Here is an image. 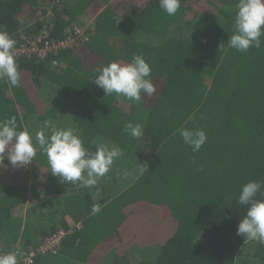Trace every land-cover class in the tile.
Segmentation results:
<instances>
[{
  "label": "trees",
  "instance_id": "trees-1",
  "mask_svg": "<svg viewBox=\"0 0 264 264\" xmlns=\"http://www.w3.org/2000/svg\"><path fill=\"white\" fill-rule=\"evenodd\" d=\"M237 3L181 0L169 16L159 0H0V31L15 47L44 25L55 40L76 25L89 36L75 51L54 58L15 57L20 86L0 80V121L15 116L34 144L43 130L38 124L49 120L46 135L51 126L73 128L90 151L101 144L123 151L97 189L58 182L56 194L74 187L80 193L62 211L57 199L42 196L51 173L38 145L26 168L15 169L5 159L0 244L26 250L59 228L69 229L63 217L72 214L78 228L71 226L55 256L33 264H102L107 258L112 264H249L240 262L250 241L236 235L246 213L238 197L246 183L264 184V36L259 49L243 54L228 47ZM133 54L149 63L156 86L151 97L142 93L137 101L144 131L139 139L124 131L134 119L132 106L105 96L92 82L96 69L130 62ZM45 87L54 90L58 105H47ZM181 127L206 132L198 152L183 142ZM134 159L139 168L131 177L125 164ZM94 203L101 207L97 215H91ZM135 246H154L155 258H132L128 253ZM252 258L264 264V245Z\"/></svg>",
  "mask_w": 264,
  "mask_h": 264
},
{
  "label": "clouds",
  "instance_id": "clouds-1",
  "mask_svg": "<svg viewBox=\"0 0 264 264\" xmlns=\"http://www.w3.org/2000/svg\"><path fill=\"white\" fill-rule=\"evenodd\" d=\"M159 7L169 16L177 13L181 0H159ZM264 36V0H238L233 24V34L227 45L238 53H246L251 48L259 49ZM16 41L5 31H0V80L12 87L20 86V72L15 59ZM92 80L106 95L116 94L130 101H140L142 93L151 97L156 92V86L151 79V67L142 55L133 54L127 63L111 62L102 68ZM50 121L44 122V127L50 126ZM124 131L133 139L143 137V126L139 123L128 122ZM183 142L198 152L206 143L207 134L203 129H177ZM35 144L28 131L19 130L16 117L0 121V167L4 161L15 169L26 168L36 156L39 146L42 154L46 155L50 173L62 184H77L83 188H93L98 179L104 177L114 161L123 155L122 149L105 144L98 146L95 151L84 147L83 141L73 128L58 129L51 126V134L43 130L36 132ZM195 163V161H193ZM143 170V169H142ZM202 171V169H200ZM264 184L250 181L242 186L238 203L246 206V213L240 219L236 235L249 241L264 244V196L261 189ZM101 211L99 204L91 207V215ZM19 253L11 251L0 254V264H18Z\"/></svg>",
  "mask_w": 264,
  "mask_h": 264
},
{
  "label": "built area",
  "instance_id": "built-area-1",
  "mask_svg": "<svg viewBox=\"0 0 264 264\" xmlns=\"http://www.w3.org/2000/svg\"><path fill=\"white\" fill-rule=\"evenodd\" d=\"M89 36L86 32V27L75 26L70 32L61 39H53L50 36V29L47 25L42 27L39 34L23 37V42L15 47V57L31 58L36 56L42 60H46L52 56V58L59 56L60 54L68 51H75L78 46H81L87 42ZM52 65L56 66L57 61H52ZM72 228H78L77 223ZM72 228L64 229L59 228L41 239L37 245L27 247L26 250L18 244L12 247L6 248L0 244V254L17 251L19 253L17 259L21 258L23 264H33L35 259L45 256H55L59 248L69 234L72 232Z\"/></svg>",
  "mask_w": 264,
  "mask_h": 264
},
{
  "label": "rangeland",
  "instance_id": "rangeland-1",
  "mask_svg": "<svg viewBox=\"0 0 264 264\" xmlns=\"http://www.w3.org/2000/svg\"><path fill=\"white\" fill-rule=\"evenodd\" d=\"M176 31L179 34H182L184 32V28L183 27L181 28V30H180L181 33L179 32L178 29ZM42 92L44 94L43 95L44 96V99H45V101H46V103H47V105L49 107H51L53 105H58V103H55V102H57V98L55 96L54 90H52V89H50L48 87H45ZM113 95L121 103H124L126 105H129V106L131 105L132 106V110L135 112L134 119H133V122L132 123L133 124H136V123H139L140 124L141 123V120H142V115H141L140 110L137 107V101H130V100L125 99L122 96H117L116 94H113ZM133 104L135 105V108L133 107ZM126 105H125V107H128L129 108V106H126ZM44 122H42L41 124H38V126H37L36 129L37 130H40V129L43 128V131L45 133H47V128L44 127ZM106 145L109 148H111L110 145H108V144H106ZM31 165H32V162H31ZM125 167H126V170H128L129 172H131V177H133L135 175V172H136V169H133V168H135V167H138L139 168V163H138L137 160L134 159L132 162L125 164ZM32 171H33L32 170V166H30L28 168V172H27V181L28 182H30V178H31ZM93 189H97V186H94L93 188H91V190H93ZM42 211L45 212V214H47L46 216H48V215L51 214V210L42 209ZM20 212L22 213V215L25 214V206H21ZM260 245H264V244H260V243H258L256 241H250V242H248L245 245L246 248H244V250H243L244 254H242V257L240 258V262L241 261H245L246 263L248 262L249 264H258V261L255 258H252V255L254 254V251L257 249V247L260 246ZM156 252H157V250H156V248L154 246H148V247H144V248H138L137 246H135V247H133V248L130 249L128 255L131 256L134 259L151 261V260H153L155 258ZM102 264H112V261H111L110 258H107Z\"/></svg>",
  "mask_w": 264,
  "mask_h": 264
},
{
  "label": "crops",
  "instance_id": "crops-1",
  "mask_svg": "<svg viewBox=\"0 0 264 264\" xmlns=\"http://www.w3.org/2000/svg\"><path fill=\"white\" fill-rule=\"evenodd\" d=\"M47 181H46V187H45V190H43L42 192L44 193L42 196L44 197V199L49 202L50 200L54 203V201L57 199L58 200V208H59V211L63 210L65 207H66V202L68 200L69 197L71 196H77V195H80V193L78 191H76L77 189L74 187L71 189V193H65V194H56L55 191H54V188L55 186H57L59 183H58V178L57 177H53L52 175L49 176L47 174ZM54 178H57V179H54ZM21 216L22 213L20 212ZM52 217H54L52 215ZM63 220L64 222H67L69 227H71L72 225H74L75 223L73 222L74 221V217L72 214H65L64 217H63Z\"/></svg>",
  "mask_w": 264,
  "mask_h": 264
}]
</instances>
